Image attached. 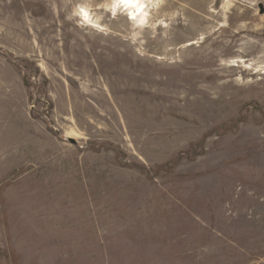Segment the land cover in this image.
Instances as JSON below:
<instances>
[{
	"label": "rangeland",
	"instance_id": "1",
	"mask_svg": "<svg viewBox=\"0 0 264 264\" xmlns=\"http://www.w3.org/2000/svg\"><path fill=\"white\" fill-rule=\"evenodd\" d=\"M0 264H264V0H0Z\"/></svg>",
	"mask_w": 264,
	"mask_h": 264
},
{
	"label": "bare ground",
	"instance_id": "2",
	"mask_svg": "<svg viewBox=\"0 0 264 264\" xmlns=\"http://www.w3.org/2000/svg\"><path fill=\"white\" fill-rule=\"evenodd\" d=\"M125 9L130 10V15H134L144 4V0H121ZM69 137V136H68Z\"/></svg>",
	"mask_w": 264,
	"mask_h": 264
},
{
	"label": "water",
	"instance_id": "3",
	"mask_svg": "<svg viewBox=\"0 0 264 264\" xmlns=\"http://www.w3.org/2000/svg\"><path fill=\"white\" fill-rule=\"evenodd\" d=\"M259 9H260V12H263V5L262 4H259ZM73 141V139H72Z\"/></svg>",
	"mask_w": 264,
	"mask_h": 264
}]
</instances>
